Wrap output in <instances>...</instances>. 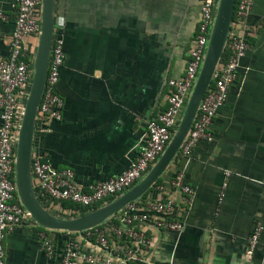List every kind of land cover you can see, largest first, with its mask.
I'll return each instance as SVG.
<instances>
[{"label":"crops","instance_id":"crops-1","mask_svg":"<svg viewBox=\"0 0 264 264\" xmlns=\"http://www.w3.org/2000/svg\"><path fill=\"white\" fill-rule=\"evenodd\" d=\"M15 2L0 0L6 15L0 17V61L11 53ZM201 11L202 0H55L65 52L57 92L65 107L61 120L37 121L33 157L74 170L84 187L121 175L146 144L148 121L166 109L169 80L185 75ZM246 24L250 48L210 127L212 139L181 152L139 199H174L170 218L185 225L173 231L148 224L146 264H264V231L248 252L256 224L264 226V0H254ZM26 41L35 61L40 34ZM178 176L190 193L173 185ZM33 184L41 205L60 218L116 199L82 212L69 201L49 200L34 175ZM16 196L21 203L18 190ZM72 236L30 216L7 233L6 262L61 264Z\"/></svg>","mask_w":264,"mask_h":264},{"label":"built area","instance_id":"built-area-1","mask_svg":"<svg viewBox=\"0 0 264 264\" xmlns=\"http://www.w3.org/2000/svg\"><path fill=\"white\" fill-rule=\"evenodd\" d=\"M253 4L254 0L236 1L226 46L227 56L217 68L181 152H190L200 140L212 139L210 127L218 110L228 100L231 87L238 78L241 61L250 48L246 19ZM15 5L18 13L10 40L11 53L0 61V264H7V233L30 217L16 196V149L34 64L32 48L26 39L41 33L42 18V0H16ZM216 6L217 0H202L201 21L185 75L169 80L168 105L148 121L146 144L130 166L117 177L84 187L76 180L74 170L58 168L50 160L34 156L32 173L44 196L51 201H69L77 207L92 209L108 199L123 195L144 178L166 150L183 116L204 61ZM0 17L6 19L3 11H0ZM64 59L63 33L55 29L37 121L47 123L63 117L65 99L57 92V84ZM173 185L186 193L191 192L183 176H178ZM226 186L227 183L223 185L219 203L225 197ZM174 208L175 200L172 198L130 202L104 223L82 233L72 232L61 264H146L145 254L152 246V238L147 233L148 224L173 231L184 229L182 220L170 218ZM263 231V224L258 222L249 238V254L263 238ZM41 236L45 249L53 254L55 245L45 232Z\"/></svg>","mask_w":264,"mask_h":264},{"label":"water","instance_id":"water-1","mask_svg":"<svg viewBox=\"0 0 264 264\" xmlns=\"http://www.w3.org/2000/svg\"><path fill=\"white\" fill-rule=\"evenodd\" d=\"M237 0H217L207 51L198 78L183 116L164 153L144 178L123 195L77 218H60L47 211L39 202L32 173L33 145L38 110L44 93L50 52L55 33V0H42L40 41L33 64L29 94L25 103L16 149L15 181L22 205L39 224L51 230L84 232L98 226L121 211L126 205L143 197L163 176L181 153L198 114L200 104L213 83L217 68L226 51Z\"/></svg>","mask_w":264,"mask_h":264},{"label":"trees","instance_id":"trees-1","mask_svg":"<svg viewBox=\"0 0 264 264\" xmlns=\"http://www.w3.org/2000/svg\"><path fill=\"white\" fill-rule=\"evenodd\" d=\"M226 56H227V52L225 51L222 60H224V59L226 58ZM65 206H66V208H69L68 205H65ZM97 207H98V206H96L95 208H97ZM93 209H94V208H93ZM89 210H90V209L85 208L84 210H82V212H87V211H89Z\"/></svg>","mask_w":264,"mask_h":264},{"label":"rangeland","instance_id":"rangeland-1","mask_svg":"<svg viewBox=\"0 0 264 264\" xmlns=\"http://www.w3.org/2000/svg\"><path fill=\"white\" fill-rule=\"evenodd\" d=\"M212 29H213V27L211 26V30H212ZM141 180H142V179H141ZM141 180H140V181H141Z\"/></svg>","mask_w":264,"mask_h":264}]
</instances>
